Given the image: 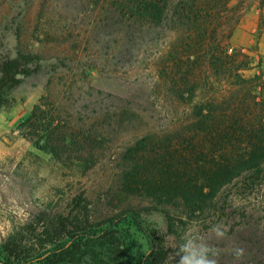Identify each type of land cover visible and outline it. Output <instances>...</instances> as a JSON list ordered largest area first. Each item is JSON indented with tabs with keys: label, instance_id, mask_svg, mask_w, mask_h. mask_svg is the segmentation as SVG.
Instances as JSON below:
<instances>
[{
	"label": "trees",
	"instance_id": "trees-1",
	"mask_svg": "<svg viewBox=\"0 0 264 264\" xmlns=\"http://www.w3.org/2000/svg\"><path fill=\"white\" fill-rule=\"evenodd\" d=\"M111 3L121 66L129 69L136 65L152 34L158 45L163 33L170 36L163 45L168 52L161 54L159 47L155 51L156 74H148L150 90L144 96L125 98L93 87H88L86 94L102 101L104 110L112 111L119 123L125 122V116L136 113L155 116L172 111L178 115L179 105L192 104L191 114L184 118L180 114L173 116L172 124L211 145V159L198 162L196 176L190 177L187 169L177 168L164 152L149 151L147 137L138 139L119 164L121 191L127 196L152 199L167 221L165 233L146 230L151 243L147 264H177L179 257L169 259L176 251L171 245L181 242L183 232L189 228L207 232L216 222L229 227V239L210 241L226 250L220 264H264V216L228 219L226 209L232 200L225 194L235 187L238 195L247 198L256 196L264 187V97L259 100L252 90L254 84L262 81L264 71L245 77L246 71L259 65H255L254 57H242L237 50L230 52L229 44L225 43L229 37L208 35L210 5L201 0H112ZM38 61L36 55L25 52L0 60V108L14 104L10 92L40 70ZM224 81L233 87L229 97L221 90L216 96L215 83ZM75 90L74 83L55 84L51 79L23 124L22 136L58 159L75 152L68 144L69 134L78 137L74 135L78 132L70 119L64 117L75 108L68 102ZM90 106L86 104L84 108ZM82 134L83 150L90 153L95 147L92 142L98 137L97 130L86 125L77 135ZM179 137L183 139L182 135ZM242 137L248 140L244 147L239 145ZM233 140L237 143L233 144ZM223 141H231L227 151ZM74 165L91 169L96 163L87 159ZM72 204L75 206L67 213L48 210L35 213L23 229L6 238L2 244L3 264H81L85 260L92 264L121 263L124 249L115 227L131 216V207L115 217L96 220L84 196ZM205 212L209 217L199 220L196 214ZM133 219L145 230L135 215ZM234 244L245 249L238 260L227 252Z\"/></svg>",
	"mask_w": 264,
	"mask_h": 264
},
{
	"label": "rangeland",
	"instance_id": "rangeland-1",
	"mask_svg": "<svg viewBox=\"0 0 264 264\" xmlns=\"http://www.w3.org/2000/svg\"><path fill=\"white\" fill-rule=\"evenodd\" d=\"M111 2L0 0V60L7 55L16 57L19 52H25L36 55L41 65L36 74L10 92L14 104L0 108L1 264L5 263L2 244L6 238L23 229L39 211L69 212L79 196L87 199L90 213L96 220L115 217L131 207V216L115 227L124 249L121 263L116 264H147L151 243L150 233L146 230L156 229L165 233L167 221L156 210L152 199L127 196L121 191L119 164L142 137L148 138L149 151L164 152L177 168L187 169L190 177L197 175L195 168L198 162L211 159V145L196 138L193 132H185L180 125L172 124L173 116H189L192 104L179 105L178 115L172 111L155 116L136 113L135 116H125V122L119 123V118L112 111L104 110L102 101L86 94L88 87H93L125 98L144 96L150 90L148 74L155 73V51L159 47L161 54L168 52V47L163 45L170 36L163 33L158 45L157 37L152 34L136 65L129 69L121 66ZM201 2L210 5L208 35H225L229 37L225 43L229 44L230 52L237 50L242 57L249 55L255 58V65L259 66L246 71L245 77L251 78L264 71V0ZM51 79L55 84L74 83L75 95L68 102L75 108L64 117L70 119L78 133L86 125L97 130L98 137L92 142L95 147L90 153L83 150V134H74L78 137L69 134L68 144L74 147L75 152L61 159L40 150L34 142L22 136L24 122ZM263 83L264 77L252 86L259 100L264 97ZM215 89L218 90H214L216 96L221 90L229 97L233 87L224 81L215 83ZM63 101L65 103V99ZM86 104L91 105L89 109L84 108ZM227 141H223L226 151L231 144ZM247 142V138L242 137L239 145L244 147ZM87 159L96 165L91 169L74 165ZM225 192L232 200L226 209L228 219L239 221L264 216V187L256 196L247 198L238 195L235 187ZM208 214L197 213L196 216L204 221ZM134 215L145 230L137 226ZM81 264L92 263L85 260Z\"/></svg>",
	"mask_w": 264,
	"mask_h": 264
},
{
	"label": "clouds",
	"instance_id": "clouds-1",
	"mask_svg": "<svg viewBox=\"0 0 264 264\" xmlns=\"http://www.w3.org/2000/svg\"><path fill=\"white\" fill-rule=\"evenodd\" d=\"M228 232L229 227L222 222L211 224L207 232H201L198 228L186 229L180 237L181 242L171 245L176 251L169 259L179 257L177 264H220V257L226 250L210 241H225L229 239ZM227 252L238 260L243 257L245 249L234 244Z\"/></svg>",
	"mask_w": 264,
	"mask_h": 264
}]
</instances>
